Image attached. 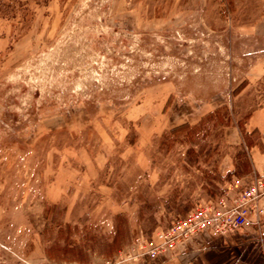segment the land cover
<instances>
[{"label": "rangeland", "instance_id": "rangeland-1", "mask_svg": "<svg viewBox=\"0 0 264 264\" xmlns=\"http://www.w3.org/2000/svg\"><path fill=\"white\" fill-rule=\"evenodd\" d=\"M223 107L264 108V0H0V264L151 260L244 176Z\"/></svg>", "mask_w": 264, "mask_h": 264}, {"label": "crops", "instance_id": "crops-1", "mask_svg": "<svg viewBox=\"0 0 264 264\" xmlns=\"http://www.w3.org/2000/svg\"><path fill=\"white\" fill-rule=\"evenodd\" d=\"M215 108L202 110L194 121L187 123L199 122ZM244 127L246 134L256 131L262 135L260 142L254 143L251 148L245 145L244 136L237 124L225 127L223 132L224 141L229 147L244 148L249 156L252 173L239 177L242 183L252 175L264 174V108L254 110ZM234 169V156L226 153L218 163V173L225 177ZM259 204L264 210V197ZM252 217L255 219L254 215ZM261 232H264V215L260 226H249L222 237L203 232L178 245L161 261L147 260L141 264H264V237Z\"/></svg>", "mask_w": 264, "mask_h": 264}, {"label": "built area", "instance_id": "built-area-1", "mask_svg": "<svg viewBox=\"0 0 264 264\" xmlns=\"http://www.w3.org/2000/svg\"><path fill=\"white\" fill-rule=\"evenodd\" d=\"M263 197L264 174L253 175L244 183L241 178H234L220 198L201 202L186 216L174 220L169 228L157 231L150 240H144L138 257L161 261L178 245L200 233L209 232L222 237L249 226H260L264 210L259 202ZM261 236L264 237V232Z\"/></svg>", "mask_w": 264, "mask_h": 264}, {"label": "trees", "instance_id": "trees-1", "mask_svg": "<svg viewBox=\"0 0 264 264\" xmlns=\"http://www.w3.org/2000/svg\"><path fill=\"white\" fill-rule=\"evenodd\" d=\"M244 87L243 86H240L239 89H237L233 94L234 95H237L239 94V91H241ZM225 111L227 113V120L226 122H222V127L225 128V127H228L230 125H232V119L229 117V113H228V109L227 107H223L221 109H218L217 112H213V113H210L208 114L207 116H213L215 115V113H220V111ZM203 121V119H202ZM238 127L240 128L243 136H244V142H245V145L248 147V148H251L253 145H254V142H251L249 141V139L247 138L246 134H245V127H244V124H242L241 122H238ZM193 126L190 125L189 123H184L182 125H179L177 127H174L171 129L170 133L173 134V135H177L181 132H184V131H189L190 129H192ZM253 133H256V131H254ZM244 156V160L242 161V163H238V159L237 158H241ZM236 161H235V169L233 172H231L228 177L231 178L233 176H241V175H245V174H251L252 173V167H251V164H250V161L247 157V152L245 151L244 148H242V151H240L237 156H236Z\"/></svg>", "mask_w": 264, "mask_h": 264}]
</instances>
